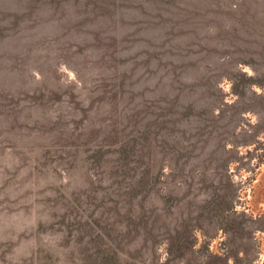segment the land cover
Returning <instances> with one entry per match:
<instances>
[{"label": "rangeland", "instance_id": "374dc122", "mask_svg": "<svg viewBox=\"0 0 264 264\" xmlns=\"http://www.w3.org/2000/svg\"><path fill=\"white\" fill-rule=\"evenodd\" d=\"M253 84L264 0H0V264H264Z\"/></svg>", "mask_w": 264, "mask_h": 264}, {"label": "clouds", "instance_id": "9594fccd", "mask_svg": "<svg viewBox=\"0 0 264 264\" xmlns=\"http://www.w3.org/2000/svg\"><path fill=\"white\" fill-rule=\"evenodd\" d=\"M225 30H231V29L229 27H226ZM236 67L240 70V72L245 73L247 75V77H249V78H255L256 77V72L254 71V67L252 65L245 64V63H238L236 65ZM234 83H235V81H233L232 79H229L227 76H224L221 78L220 82L217 84L218 89L224 93V99H223V103L221 105V107H223V108L236 105L241 99L240 96H238L237 94H235L233 92ZM251 87H252L253 92L256 95L264 94V93H262L261 88L258 87L257 84H253V85H251ZM248 94H249V92H248ZM220 114H221L220 109H217L216 115L219 116ZM240 115L242 117H244L245 119H247L248 117L252 116V112H251V110L244 111V112H241ZM252 122L255 123L254 120ZM237 131H240V129H237ZM228 148L231 149L232 145L229 144ZM242 255H243V253H241V256Z\"/></svg>", "mask_w": 264, "mask_h": 264}]
</instances>
